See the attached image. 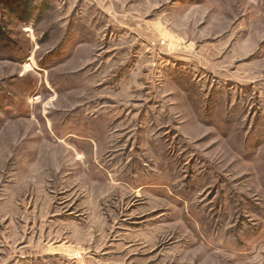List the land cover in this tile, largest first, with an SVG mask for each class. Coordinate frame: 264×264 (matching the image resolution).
I'll use <instances>...</instances> for the list:
<instances>
[{
    "label": "rangeland",
    "instance_id": "rangeland-1",
    "mask_svg": "<svg viewBox=\"0 0 264 264\" xmlns=\"http://www.w3.org/2000/svg\"><path fill=\"white\" fill-rule=\"evenodd\" d=\"M21 3L0 264H264V0Z\"/></svg>",
    "mask_w": 264,
    "mask_h": 264
},
{
    "label": "trees",
    "instance_id": "trees-1",
    "mask_svg": "<svg viewBox=\"0 0 264 264\" xmlns=\"http://www.w3.org/2000/svg\"><path fill=\"white\" fill-rule=\"evenodd\" d=\"M27 2V0H11V2H13L14 4H18V5H21V4H24V3H21V2ZM10 4V3H9ZM11 5V4H10ZM15 6V5H14ZM16 10V9H15ZM4 36V29L0 23V38H3Z\"/></svg>",
    "mask_w": 264,
    "mask_h": 264
}]
</instances>
